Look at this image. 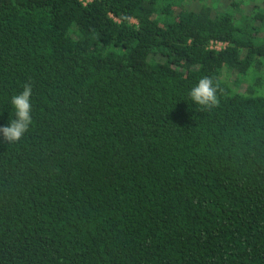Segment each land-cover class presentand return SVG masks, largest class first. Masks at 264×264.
<instances>
[{"label":"trees","instance_id":"16d2710c","mask_svg":"<svg viewBox=\"0 0 264 264\" xmlns=\"http://www.w3.org/2000/svg\"><path fill=\"white\" fill-rule=\"evenodd\" d=\"M197 1L0 0V264H264V0Z\"/></svg>","mask_w":264,"mask_h":264},{"label":"clouds","instance_id":"9594fccd","mask_svg":"<svg viewBox=\"0 0 264 264\" xmlns=\"http://www.w3.org/2000/svg\"><path fill=\"white\" fill-rule=\"evenodd\" d=\"M216 87L210 77H202L190 90L189 96L194 103L204 107H213L218 104ZM31 94L32 85L26 83L23 90L11 97V105L15 109V119L8 126L0 127V134L9 142L18 141L28 130L31 124Z\"/></svg>","mask_w":264,"mask_h":264},{"label":"rangeland","instance_id":"374dc122","mask_svg":"<svg viewBox=\"0 0 264 264\" xmlns=\"http://www.w3.org/2000/svg\"><path fill=\"white\" fill-rule=\"evenodd\" d=\"M213 0H206L205 2L206 3H211ZM220 2V5H224L226 4V1L225 0H218ZM184 3H185V7L187 9H190V10H197L198 7H199V3L197 0H184ZM218 9H220V6H218Z\"/></svg>","mask_w":264,"mask_h":264},{"label":"built area","instance_id":"2783aa9c","mask_svg":"<svg viewBox=\"0 0 264 264\" xmlns=\"http://www.w3.org/2000/svg\"><path fill=\"white\" fill-rule=\"evenodd\" d=\"M82 2L83 5L87 4L88 2H90L91 0H80ZM226 43L224 42H220V41H210L208 48L209 49H214V50H221L223 48H225Z\"/></svg>","mask_w":264,"mask_h":264}]
</instances>
